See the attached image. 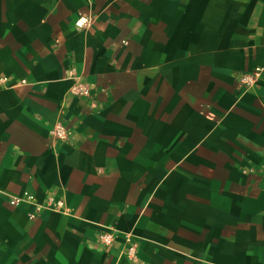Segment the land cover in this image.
Listing matches in <instances>:
<instances>
[{
	"label": "crops",
	"instance_id": "crops-1",
	"mask_svg": "<svg viewBox=\"0 0 264 264\" xmlns=\"http://www.w3.org/2000/svg\"><path fill=\"white\" fill-rule=\"evenodd\" d=\"M258 66L264 0H0V264H264Z\"/></svg>",
	"mask_w": 264,
	"mask_h": 264
},
{
	"label": "built area",
	"instance_id": "built-area-1",
	"mask_svg": "<svg viewBox=\"0 0 264 264\" xmlns=\"http://www.w3.org/2000/svg\"><path fill=\"white\" fill-rule=\"evenodd\" d=\"M264 77V66L255 67L250 72L240 73L236 77L237 85L240 88H251L255 86L260 79ZM2 80L0 79V82ZM52 135L56 138L62 139L66 136L65 128L62 124H57L52 131ZM10 206L18 207L20 205H36L34 195L28 191H24L19 195L11 196L7 199ZM63 201L56 200L54 198H48L47 201L41 206H35L34 211L30 214V219L35 218L40 211H54L58 212L63 208ZM116 239V233L113 230L103 231L98 233L97 241L104 248L109 249L113 246ZM121 258L124 259L128 264H141L137 257L136 244L130 240L126 241V246L121 252Z\"/></svg>",
	"mask_w": 264,
	"mask_h": 264
}]
</instances>
